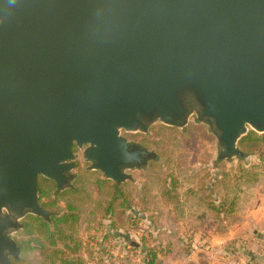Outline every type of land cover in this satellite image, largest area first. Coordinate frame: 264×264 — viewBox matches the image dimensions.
<instances>
[{
    "label": "water",
    "instance_id": "water-1",
    "mask_svg": "<svg viewBox=\"0 0 264 264\" xmlns=\"http://www.w3.org/2000/svg\"><path fill=\"white\" fill-rule=\"evenodd\" d=\"M192 117L219 160L264 133V0H0V264L53 215L39 178L74 188L76 148L122 184L157 158L123 131Z\"/></svg>",
    "mask_w": 264,
    "mask_h": 264
},
{
    "label": "trees",
    "instance_id": "trees-1",
    "mask_svg": "<svg viewBox=\"0 0 264 264\" xmlns=\"http://www.w3.org/2000/svg\"><path fill=\"white\" fill-rule=\"evenodd\" d=\"M163 127L173 128L164 125ZM263 143L264 134L260 136L250 131L239 144L248 155V152H257L264 146ZM163 156L165 158L162 165H170L173 170L174 161L171 156L158 153L155 160ZM153 163H155L154 160ZM208 175L209 173L184 178L176 176L175 173H169L162 179L161 195L169 203H173L178 212H183L184 207L187 206L188 200H181L185 198L192 199L195 204L214 211L216 218H220L221 221L231 219L239 209L237 201L239 194L244 191V186H251L264 176V167L251 164L250 168H241L233 182L229 181L230 177L227 174L211 176L207 181ZM88 179L104 198L103 201L97 202L103 216L100 217L97 227H94L96 233H90L93 227L90 226L91 223H88L84 237L81 234L83 213L80 203L92 201L91 196L85 195L87 183L82 180V177L78 181L75 180L74 188L63 191H57L53 181L46 179L42 184L39 179L40 202L44 208L53 212V215L48 220L36 215H28L23 220L24 227L15 237L22 251L18 259L13 258L14 264H114L109 255L110 252L103 246L105 242L113 238L115 233L123 227V217L126 214L131 221V228H136L138 220L144 221L146 217L137 214V220L134 218L136 202L132 197L133 194L125 188V183L118 184L94 172L88 176ZM185 180L188 182L186 183ZM181 185H185L182 191L179 188ZM61 200L65 202L64 206L60 204ZM152 217L149 219L154 222ZM105 221L108 222L106 228L103 227L104 224L106 225L103 223ZM99 233L100 235H97ZM92 240L96 245L94 249L90 247ZM142 250L145 255L143 263L153 264L154 251L145 247Z\"/></svg>",
    "mask_w": 264,
    "mask_h": 264
},
{
    "label": "rangeland",
    "instance_id": "rangeland-1",
    "mask_svg": "<svg viewBox=\"0 0 264 264\" xmlns=\"http://www.w3.org/2000/svg\"><path fill=\"white\" fill-rule=\"evenodd\" d=\"M163 125L164 124L161 123L154 124L151 127L150 131L146 134L140 132L123 131V135L130 142L141 144L151 151H155L157 154L163 153L166 156H171L174 161L173 170H171L170 165H162L165 158V156H163L157 161L154 160L155 163H153V160H151L148 165L129 171L132 177L124 183L125 188L133 194L132 197L136 202V214L133 215L135 216L134 218L136 220L138 215H143V217L145 216L148 219L152 215V218L155 217L154 209L156 202L160 200V194L162 192V179L169 173H175L176 176H181L184 178L194 175L203 176L209 173L207 181H209L211 176H222L224 174H227L228 177H230L229 181L233 182L234 177L240 173L241 168H250L251 164H259L264 167V146L257 150V152L255 153H250L247 151L248 155L246 157L234 158L230 160H219L218 154L220 150L215 136L211 133L206 125L198 122L195 117L191 118L189 125L185 128L173 127L174 129H170L163 127ZM257 134L262 136L264 133ZM75 151L78 155V159L76 161L77 166L74 169V173L76 175L75 180L77 179L78 181V179L82 177V180L87 183L85 184L87 186L85 195L91 196L92 198V201L80 203L83 213L81 234L84 237L85 228L89 226L88 223H91L90 226L93 227L90 229V233L94 234L96 233L94 227H97L100 217L103 216V212L101 209H99L100 206L98 208L97 202L103 201L104 198L97 192L96 187L91 184L92 181L88 179V176L93 172L102 177H104V175L100 171L90 169V163L86 160L83 149L80 150L76 148ZM39 179L42 184L46 181L44 177H40ZM187 182L188 181H186V183ZM184 187L185 185H181L179 188L182 191L185 189ZM244 187V191L239 194V200L237 201L239 207L250 206L252 203L254 204L257 201H263L264 176L260 177L259 180L253 185H246ZM60 204L64 206L65 202L61 200ZM123 218V220H126L127 214ZM103 223H106V225L104 224L103 227H108V222L105 221ZM137 225L138 226H136V228H131V226L129 227L127 222H123V227L120 230H122V232L124 233L123 235L130 236L127 243L133 240L137 241V237L135 235L136 231L134 230H138V227L145 229V226L147 224L143 220H138ZM16 235H18V232L14 235V237H16ZM97 235H100V233ZM249 238L254 239V235L252 232L249 233ZM84 239L86 242V235ZM111 240L114 239L111 238ZM124 240L126 241V237H121L119 239V243L123 245ZM108 241H110V239H108ZM103 246L110 253H112V256L114 255V259L112 260V262L119 259L117 256H115L114 251L115 253H121V247H119L118 249L114 248L112 242H105ZM90 247H92V249L96 247L93 240L91 241ZM136 248L137 247H135V249ZM135 249L131 245L130 250L132 254H129V263L138 258V255H136L138 254V252H134ZM252 249L253 248H248V251H252ZM258 252L264 253V251L259 250ZM240 255L241 258L247 261V259L244 257V254ZM117 263H119V260L117 261Z\"/></svg>",
    "mask_w": 264,
    "mask_h": 264
},
{
    "label": "crops",
    "instance_id": "crops-1",
    "mask_svg": "<svg viewBox=\"0 0 264 264\" xmlns=\"http://www.w3.org/2000/svg\"><path fill=\"white\" fill-rule=\"evenodd\" d=\"M187 202L183 212H178L173 203H169L160 194L156 202L153 221L144 219L145 229L136 231V246L128 242L129 235L118 230L112 242L114 248L121 247V253H115L121 264H129L130 247L145 258L142 248L154 251L153 264H230L233 257L244 254L247 261L264 264V198L250 206L239 207L231 219L216 218V213L205 206L181 198ZM153 216V215H152ZM130 226L129 216L123 220ZM252 232L254 239L249 238ZM262 233V234H259ZM125 238L123 245L120 238ZM130 244V245H128ZM248 248H253L248 251ZM111 259H114V255ZM117 254V255H116ZM138 254V255H139ZM116 259V258H115ZM113 261L114 264H119Z\"/></svg>",
    "mask_w": 264,
    "mask_h": 264
},
{
    "label": "built area",
    "instance_id": "built-area-1",
    "mask_svg": "<svg viewBox=\"0 0 264 264\" xmlns=\"http://www.w3.org/2000/svg\"><path fill=\"white\" fill-rule=\"evenodd\" d=\"M139 254V253H138ZM136 254V255H138ZM143 257L141 256V254L138 255V258H136L134 261H132L130 264H144L143 263ZM230 264H259L256 262H252V261H246L245 259L241 258L240 256L238 257H233L231 260Z\"/></svg>",
    "mask_w": 264,
    "mask_h": 264
},
{
    "label": "flooded vegetation",
    "instance_id": "flooded-vegetation-1",
    "mask_svg": "<svg viewBox=\"0 0 264 264\" xmlns=\"http://www.w3.org/2000/svg\"><path fill=\"white\" fill-rule=\"evenodd\" d=\"M56 185V184H55ZM56 188H57V186H56Z\"/></svg>",
    "mask_w": 264,
    "mask_h": 264
}]
</instances>
